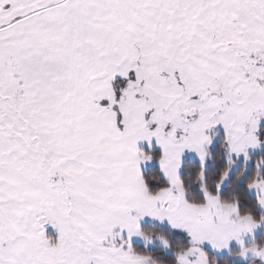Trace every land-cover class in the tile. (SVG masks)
I'll list each match as a JSON object with an SVG mask.
<instances>
[{"label": "snow or ice", "instance_id": "1", "mask_svg": "<svg viewBox=\"0 0 264 264\" xmlns=\"http://www.w3.org/2000/svg\"><path fill=\"white\" fill-rule=\"evenodd\" d=\"M0 264H264V0H0Z\"/></svg>", "mask_w": 264, "mask_h": 264}]
</instances>
